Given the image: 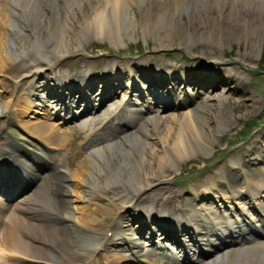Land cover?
I'll list each match as a JSON object with an SVG mask.
<instances>
[{
	"label": "bare ground",
	"instance_id": "1",
	"mask_svg": "<svg viewBox=\"0 0 264 264\" xmlns=\"http://www.w3.org/2000/svg\"><path fill=\"white\" fill-rule=\"evenodd\" d=\"M245 6L264 10V0H0V75L20 78V85L28 81L23 95L0 98V116L9 121L5 125L8 140L0 149V169L13 181L14 171L23 169L44 181L40 196L37 188L21 198L4 224L0 264H7L9 258L15 264H96L99 250H103L101 264H264V214L245 217L249 210L244 213L240 203L248 200L252 208L264 213L263 163L256 157L249 159L248 150L233 151L228 163L217 168L216 178L210 176L194 185L178 209L168 206L172 196L165 193H172L170 187L149 188L167 182L177 167L197 159L194 154L213 149L227 123L221 107L229 99L209 91L235 82L243 92L239 79L232 81V72L205 62L196 67L168 63L151 67L130 60L114 69L118 59L107 57L101 59L102 72L95 74H91V64L75 75L60 70L63 65L53 68L65 56L85 52L87 41L106 38L115 44L132 36L148 37L155 48L163 50L175 46L177 40V45L191 50L201 40L220 44L222 35L227 37L232 30L234 39L250 42L255 55L259 41L264 42V21L237 15ZM223 19H230L236 29L223 28ZM45 68L53 72L52 77L43 75ZM4 78L0 91H6ZM183 83L196 92L204 91L206 98L189 103L190 99L183 98L186 93L181 96ZM120 88L133 99L116 104L108 115L101 114V119H109L105 123L91 120L95 107L91 102L101 105ZM187 93L191 94L187 97L194 96L191 90ZM138 100L140 108L135 104ZM131 105L135 107L127 110L130 113L143 108L153 113L129 116L124 125L115 124L102 136L96 133V126L104 128ZM168 105L178 111L158 112L157 108ZM70 107L79 110L83 130L75 134V143L63 140L56 126L59 121H29L35 115L65 120L72 113ZM262 140L250 149L260 159L263 135ZM64 146L74 148L67 166L64 155L53 151ZM31 156L44 157L55 165L53 171L39 174L28 161ZM10 158L13 167H3L1 159ZM55 158L58 161L53 162ZM0 190L8 192L1 186ZM233 204L241 205L239 214ZM139 206L146 208L144 212L133 211ZM104 218L113 222L106 223ZM153 228L164 240L178 244L180 258L166 257L162 248L145 244L151 241ZM182 237L195 248L203 241L207 257L199 258L201 251L197 256L189 252ZM57 253L59 260L53 257Z\"/></svg>",
	"mask_w": 264,
	"mask_h": 264
},
{
	"label": "rangeland",
	"instance_id": "2",
	"mask_svg": "<svg viewBox=\"0 0 264 264\" xmlns=\"http://www.w3.org/2000/svg\"><path fill=\"white\" fill-rule=\"evenodd\" d=\"M133 11L137 15V10L133 8ZM236 12V11H235ZM241 17L244 18H254L257 17L258 20L264 21V10L263 9H253L249 6H245V8L237 11ZM213 14H216L214 10H212ZM217 16V15H216ZM223 28L228 29H236L234 28L230 19H223L222 20ZM214 33V38L217 37V33ZM234 32L230 30L227 34V37L222 35L220 44L214 42H208L206 40L199 42L197 45L192 46L191 50H186L183 46L177 45V40H174L176 44L173 47L167 48L165 50L160 48H155L153 46L152 39L146 37H130V38H123L122 43H115L113 44L108 39H96L86 42V49L85 52L79 54H72L65 56L63 59L59 61L53 68L57 69L63 65L60 70H63L68 75H75V71L79 69H83L86 67V64L92 65L91 74H95L96 72H102L101 67L103 65L101 59L102 58H111V59H118L117 63L115 64L114 69L116 67H121L125 60H130L132 63L135 64H143L151 67H156L164 63L172 64V66L177 67L180 64H185L188 66H201L202 62L211 65V68L221 66L224 70L230 71L233 74L232 81L239 79V81L243 84L244 90L243 92L236 88L235 82H231L228 85L219 84L214 89H211L209 92L215 93H223L224 96L229 99V101L225 102L221 107V111L223 116L226 117L225 120L227 121L226 126L220 131L219 135L216 137L213 143V149L210 150L208 153H196L193 157L197 158L192 161H187L181 164L179 167L176 168V171L171 172V178L168 176L167 182L164 183H154L151 187V190L157 186L165 185L166 187H170L172 193H165V196L171 195L172 196V204L168 205L169 207L177 208L178 205L183 206L185 203L186 198L188 197L192 187L194 185L199 184L205 180H208L210 176L216 178L217 176V168L221 164H227L228 160L231 157V153L233 151L241 153L244 150H248V157L249 159H258L259 164L261 165V173L264 175V155L261 158L257 156V154L250 151L253 146H258L263 143L262 135L264 137V42L258 43L257 51L254 55V52H250V42L248 40L234 39ZM214 41V40H213ZM218 45V46H216ZM239 53V56H237ZM245 53V54H244ZM247 53V56H246ZM246 57V58H244ZM67 69L69 70L67 72ZM49 72V73H46ZM11 73V72H10ZM45 75L49 78L52 77V73L49 69H44ZM43 73V75H44ZM24 77V76H22ZM42 77V76H40ZM39 77V78H40ZM4 77L0 75V79ZM27 78V77H26ZM19 79H13L11 76L4 78L3 84L5 85L6 91H0V98L3 100L7 99L10 95L14 96L15 94H19V92L24 93V89L28 83L27 79L23 84H19ZM1 81V80H0ZM172 83V82H171ZM95 84H99V82H95ZM2 85V84H0ZM179 89L183 90V92L187 93V90L193 91V97L184 95L181 92V96L184 95L185 99H190L189 103L197 104L200 101L204 100L207 96V93L199 94L196 93L191 86H187V84L183 83L180 84ZM128 90L125 89H117L116 93L111 97H105L103 102L99 107H96L95 111L93 110L90 113L91 120H97L101 123L106 122L108 119H101V114L104 112L105 115H108V111L115 106L116 104H121V106L128 101L129 93ZM12 92V93H11ZM208 92V93H209ZM11 96V97H12ZM133 98V96H132ZM139 101V100H138ZM173 100L170 99L169 102ZM140 102V101H139ZM167 102V103H169ZM94 106L98 103L92 101L91 102ZM165 108H157L158 112L160 113H171L177 112L178 109L172 108L171 105ZM131 106H127L123 108V110L117 113V118H119L120 122L118 124L124 123V120L128 119L129 116H148L149 114L153 113L152 111H145L144 108L137 114L130 113L127 110L130 109ZM161 113V114H162ZM79 118H71V116H67L65 120H61L60 116L56 117L53 116V119H45L42 115H35L34 119L31 118L30 120L28 117H24L23 120H29L31 123L35 121H43L49 123H58V128L60 129V135L63 137L65 142L74 141L75 143V134L78 132H83L79 126ZM61 121V122H60ZM29 122V123H30ZM7 123V118L0 116V149L5 148V143L7 140V133L5 130V125ZM117 123L116 119H111L107 127L100 130L98 126L95 127V131L98 134L108 133V127ZM74 148L68 149L67 147L63 149L61 152L65 153V162L63 165L69 164V157L71 156V150ZM262 154V153H261ZM247 157V158H248ZM256 157V158H255ZM246 158V159H247ZM2 163H5V159H1ZM52 167L49 165L46 166L42 164L40 166V172L45 173L48 171L51 172ZM26 181V179H24ZM44 182V181H43ZM42 183V182H40ZM40 183H38V196H40L39 189ZM48 180H45V184H48ZM32 186L27 187L26 190H29ZM42 187V185H41ZM33 188V187H32ZM25 190V191H26ZM24 191V192H25ZM33 191V190H32ZM147 191L151 193L148 189ZM55 192V191H54ZM53 190L51 191L53 195ZM146 192V191H145ZM142 192L140 195H142ZM30 194V192L26 193L25 195ZM146 194H148L146 192ZM162 194L160 197L163 198ZM2 197V195H1ZM18 196L14 197L11 200V203L16 201ZM60 197V196H59ZM151 197L147 198L148 203L150 202ZM106 201L104 200L103 204ZM241 205L246 206L243 207L244 211L250 210V202L248 200H240ZM241 205L233 204L235 207L240 208ZM166 206V208L168 207ZM168 207V208H169ZM11 208L5 209L4 212H1V217L7 216L11 214ZM142 206H139L133 211L142 213ZM146 209V208H144ZM170 209V208H169ZM132 211V212H133ZM252 212V210H251ZM233 215V214H232ZM107 217V216H106ZM234 217V216H233ZM231 217V218H233ZM106 223H112L113 219H103ZM166 221V220H165ZM52 222L49 223L51 225ZM3 225L0 224V245L2 243L3 238L1 237ZM153 239L159 240L158 243L166 244L169 248L172 247L169 242H165L162 240V236L160 237V232L157 229H154L153 232ZM186 240L185 243L188 244L189 252L195 251L198 254V248H195L194 245L192 246L190 242H188V238L184 237ZM183 241V240H181ZM199 248L201 249L202 254H200L199 258L205 259L209 253V250L206 249V246L203 244V241H199ZM223 248V247H222ZM175 249V248H174ZM220 250V249H219ZM175 251H177L175 249ZM224 251V249L220 250ZM188 252V251H187ZM218 252V251H217ZM96 257L98 261L96 264H101L103 260V250H99L96 253ZM180 258V254H176ZM54 259H58L59 254H53ZM187 258L190 261V256L187 255ZM59 260V259H58ZM79 260L82 262L84 259L79 257ZM192 260V258H191ZM15 261L14 258L5 259L7 264H13ZM144 263V262H143ZM142 262H127L125 264H143ZM15 264V263H14ZM124 264V263H123ZM190 264V263H189Z\"/></svg>",
	"mask_w": 264,
	"mask_h": 264
}]
</instances>
